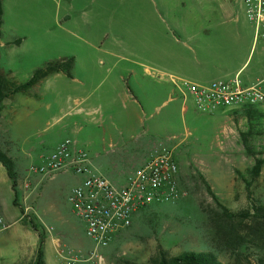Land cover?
<instances>
[{
    "label": "rangeland",
    "instance_id": "374dc122",
    "mask_svg": "<svg viewBox=\"0 0 264 264\" xmlns=\"http://www.w3.org/2000/svg\"><path fill=\"white\" fill-rule=\"evenodd\" d=\"M2 11L0 152L16 188L0 164V204L11 223L0 233V264H33L39 236L46 264H65L52 238L92 247L68 202L79 177L28 171L65 141L117 185L140 165L125 166L130 156L165 150L178 164L186 195L135 213L103 251L106 264H149L160 252L264 264V105L204 114L170 81L206 85L242 66L243 83L264 79V39L241 0H3ZM50 63L59 72L17 91Z\"/></svg>",
    "mask_w": 264,
    "mask_h": 264
},
{
    "label": "built area",
    "instance_id": "2783aa9c",
    "mask_svg": "<svg viewBox=\"0 0 264 264\" xmlns=\"http://www.w3.org/2000/svg\"><path fill=\"white\" fill-rule=\"evenodd\" d=\"M241 1L247 20L254 26L255 37L264 39V0ZM171 81L179 96L184 101L190 97L195 109L204 114L264 105V79L250 85L244 84L239 76L214 80L206 85L183 79L172 78ZM39 161L38 165L29 167L31 174L51 179L58 173L71 172L81 178L71 190L68 202L73 214L83 223L85 236L92 247L75 249L62 245L57 239L56 253L65 264H106L103 251L131 225L135 213L149 206L177 201L186 195L180 184L178 164L170 151L157 150L126 175L120 185L94 173L89 154L69 141L60 143ZM30 187V178H25L23 188L28 190ZM9 227L0 205V233ZM52 230V227L48 229Z\"/></svg>",
    "mask_w": 264,
    "mask_h": 264
},
{
    "label": "trees",
    "instance_id": "16d2710c",
    "mask_svg": "<svg viewBox=\"0 0 264 264\" xmlns=\"http://www.w3.org/2000/svg\"><path fill=\"white\" fill-rule=\"evenodd\" d=\"M1 24H2V0H0V38H1ZM59 64H48L46 67L34 71L32 77L24 84L18 86L17 91H23L34 85L39 79H43L52 73L59 72ZM1 98V92H0ZM255 107L243 108L247 111H252ZM263 161L258 160L252 169L253 175L258 176L262 167ZM0 164L6 170L7 176L11 181L12 189L16 188V177L14 167L10 159L2 152H0ZM142 210V209H141ZM43 239L39 236V245L36 252L35 261L33 264H45L43 254ZM149 264H221L215 260L211 255L205 253L185 252L175 257H166L165 254L159 253L149 260Z\"/></svg>",
    "mask_w": 264,
    "mask_h": 264
},
{
    "label": "crops",
    "instance_id": "0c3cea01",
    "mask_svg": "<svg viewBox=\"0 0 264 264\" xmlns=\"http://www.w3.org/2000/svg\"><path fill=\"white\" fill-rule=\"evenodd\" d=\"M2 5H3V0H2ZM2 17H3V11H2ZM8 43H10V44H12L13 42H8ZM3 45V43L1 42V38H0V47ZM243 67V66H242ZM242 67H240L239 69H237V71H235V73H234V75H226V76H229L228 78H232V77H235V76H239V72H240V70L242 69ZM162 76V75H161ZM170 81H171V77H170ZM172 82V81H171ZM245 84V83H244ZM246 85H249V84H246ZM84 112V109L81 107V106H77L76 107V113L78 114V115H80V114H82ZM62 143V142H61ZM60 144V143H59ZM58 144V145H59ZM57 145V146H58ZM56 146V147H57ZM44 155H41L39 158H38V160L37 161H39L40 159H41V157H43ZM96 158H92L91 159V166L93 165L94 167H95V164H98L97 162H96V160H95ZM143 160L144 159H142V160H140L139 158H137V156H133V157H129L128 159H127V161H125L126 163H125V166H127L129 163H131V162H134V163H137L138 161L140 162V164L143 162ZM3 174H0V176H2ZM79 177V176H78ZM124 178H125V176H124ZM117 180H120V178H117ZM81 181V178L79 177V182ZM1 205V204H0ZM3 214H4V212H3ZM4 217H5V215H4ZM5 219H6V221L8 222V224L10 225V227H11V223H10V221L5 217ZM11 220V219H10ZM9 227V228H10ZM57 239H53L52 238V243H53V245L55 246V248L57 247V241H56ZM45 244V243H44ZM44 246V245H43ZM0 253H1V251H0ZM43 254H44V248H43ZM0 257H1V254H0ZM1 259V258H0ZM44 262H45V258H44ZM45 264H46V262H45Z\"/></svg>",
    "mask_w": 264,
    "mask_h": 264
}]
</instances>
